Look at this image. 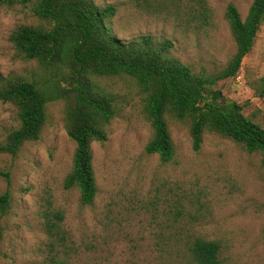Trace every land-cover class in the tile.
I'll list each match as a JSON object with an SVG mask.
<instances>
[{
    "label": "rangeland",
    "instance_id": "rangeland-1",
    "mask_svg": "<svg viewBox=\"0 0 264 264\" xmlns=\"http://www.w3.org/2000/svg\"><path fill=\"white\" fill-rule=\"evenodd\" d=\"M36 1L0 7L2 78L48 76L8 41L18 26L48 28L31 10ZM198 1L92 0L115 7L109 26L117 39L169 41V56L195 72H216L235 51L226 7L235 6L243 19L253 0H202L201 10ZM263 77L264 23L237 75L217 85L225 98L245 104L243 114L264 129V99L255 96ZM97 82L113 97L115 115L106 141L91 145L93 202L83 205L76 189L63 188L75 145L64 127V102L53 101L39 140L24 144L14 158L0 156V195L8 190L11 196L8 212H0V264H54L41 216L47 202L64 215L67 254L55 245V260L64 264H189L179 243L195 237L218 242L222 264H264L261 155L207 132L194 152L187 125L168 120L174 156L163 163L144 152L152 129L134 82L124 76ZM17 125L13 106L0 102V142Z\"/></svg>",
    "mask_w": 264,
    "mask_h": 264
},
{
    "label": "trees",
    "instance_id": "trees-1",
    "mask_svg": "<svg viewBox=\"0 0 264 264\" xmlns=\"http://www.w3.org/2000/svg\"><path fill=\"white\" fill-rule=\"evenodd\" d=\"M31 0H0V7L25 6ZM201 10L202 0L198 1ZM42 26L22 25L9 36L15 52L35 61L48 76L38 80L0 77V102L13 106L17 127L0 142V156L16 157L24 144L38 141L46 123L47 105L64 102V127L74 143L71 169L63 188L76 189L81 204L90 205L97 193L91 145L107 139V126L115 115L114 99L100 87L98 78L131 79L143 101V112L152 129L144 147L167 163L174 156L168 120L186 124L192 151H199L205 132L231 140L248 153L261 155L264 171V129L243 114L245 104L225 98L219 82L234 78L243 58L255 43L264 23V0H253L242 19L235 6L225 9V19L235 51L226 65L216 72H195L169 56L172 43H154L143 36L124 42L112 33L109 22L113 5L96 6L92 0H37L31 8ZM198 17L205 18L201 11ZM194 18V16H193ZM52 74V76H50ZM255 96L264 99V77ZM9 185L7 174H2ZM11 203L8 190L0 195V212L6 214ZM41 214L48 237L49 260L54 264L59 251L66 250L63 213L50 207ZM189 264H222L218 242L195 237L180 242Z\"/></svg>",
    "mask_w": 264,
    "mask_h": 264
}]
</instances>
